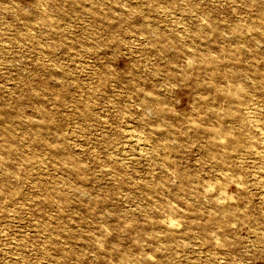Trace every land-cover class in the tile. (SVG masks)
Returning <instances> with one entry per match:
<instances>
[{"label":"rangeland","instance_id":"rangeland-1","mask_svg":"<svg viewBox=\"0 0 264 264\" xmlns=\"http://www.w3.org/2000/svg\"><path fill=\"white\" fill-rule=\"evenodd\" d=\"M0 264H264V0H0Z\"/></svg>","mask_w":264,"mask_h":264}]
</instances>
